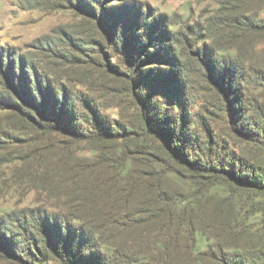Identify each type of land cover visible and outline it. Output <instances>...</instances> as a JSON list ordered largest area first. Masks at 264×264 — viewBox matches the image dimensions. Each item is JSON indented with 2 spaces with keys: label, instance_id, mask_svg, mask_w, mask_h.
Segmentation results:
<instances>
[{
  "label": "rangeland",
  "instance_id": "rangeland-1",
  "mask_svg": "<svg viewBox=\"0 0 264 264\" xmlns=\"http://www.w3.org/2000/svg\"><path fill=\"white\" fill-rule=\"evenodd\" d=\"M22 1L0 0V237L19 246L10 263L223 264L247 252L264 264L258 190L222 182L172 221L139 204L156 186L186 191L163 174L144 112L188 157L264 177V0ZM55 104L86 141L45 122L40 110ZM137 179L151 188L130 196ZM45 239L63 240L62 256ZM31 244L48 256L22 254H35Z\"/></svg>",
  "mask_w": 264,
  "mask_h": 264
},
{
  "label": "trees",
  "instance_id": "trees-1",
  "mask_svg": "<svg viewBox=\"0 0 264 264\" xmlns=\"http://www.w3.org/2000/svg\"><path fill=\"white\" fill-rule=\"evenodd\" d=\"M21 5L24 9H32L39 6L38 4H30L29 0H23ZM56 106V104L53 105V111L51 112L40 110V115L46 120L44 121L49 122V126L54 128V132H57L58 134L65 136L74 134L80 137V141H86L87 139H81L83 137L82 133L74 131L71 127H66V107L57 109ZM54 118L56 119L54 120ZM39 123L42 124L41 122ZM141 123L144 126L143 129L146 133L154 136L158 139V141H160L161 146L158 148V151L164 158L161 163H163L162 165L166 169L163 171V174L181 178L186 185V191L177 194L164 192L157 186L152 188L150 195L146 199L139 202L143 208L149 209L148 212L150 215H154L156 217L160 216L161 218L169 221L175 220L181 215V212L178 211L180 205L185 203L193 204L195 202L194 200L200 199L206 191H209L215 186H222V182H226L232 188L237 190H258L260 194H264V177L253 173H240L237 171L236 167L229 162L222 161L218 157L210 159L207 153H202V158L197 157L196 155H193L194 157L192 158L188 157L179 145L178 139L180 136H176L172 129L164 128L162 122L157 121L154 116H151L146 112H144L141 116ZM97 129L99 133L97 134L98 137L95 140L100 143V138L103 140L105 139L102 134L106 133L101 126H98ZM100 135L102 137H100ZM171 164L175 167H171ZM182 171L186 172L187 177H183L181 175L180 172ZM262 175L264 176V174ZM204 176L207 178L204 179ZM140 184H146L147 186L149 182H146L144 179H137V181L135 180L133 183L127 182L125 188H128L127 190L129 195L138 190L141 186ZM148 187L151 188V184H149ZM126 202L128 204L127 200L125 201V204ZM182 212H184V210ZM52 241L53 240L45 239V241H39L38 245L48 244V247L53 250L52 253L54 256H62V249L64 247V244L62 243L63 240L60 239L61 245L59 242L58 245L56 243L54 245L51 243ZM3 243L4 240L0 237V246H2ZM31 246L33 247L36 255L32 252L31 247L21 253H28V255L32 258H41L37 262H40L44 257L48 256V252L45 249H42V247L38 250L36 245L31 244ZM18 247V245L15 247L12 243L11 245H8L6 249L4 246L1 247L2 250H4L3 260L7 264L13 263L15 258H17V255L14 252L15 248ZM252 258L253 257L247 252L234 253L230 259L232 261H223V264H255L254 262L256 261H253ZM259 260L264 263V257Z\"/></svg>",
  "mask_w": 264,
  "mask_h": 264
}]
</instances>
